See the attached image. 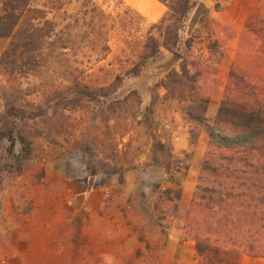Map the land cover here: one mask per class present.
<instances>
[{
	"label": "rangeland",
	"instance_id": "obj_1",
	"mask_svg": "<svg viewBox=\"0 0 264 264\" xmlns=\"http://www.w3.org/2000/svg\"><path fill=\"white\" fill-rule=\"evenodd\" d=\"M99 3L114 14L132 9L129 15L134 20L137 13L142 20L136 37L168 13L159 0ZM246 26L251 30L244 35ZM208 31L220 39L226 53L212 66L213 101L192 148L191 124L161 83L184 59L206 61ZM180 36L176 53L162 49L140 75L126 77L116 92L100 97L105 106L84 100L67 113L53 102L48 107L46 100L54 96L47 91L68 77L61 79L56 61L40 67L34 94L25 102L34 107L43 104V115L19 122V128L32 134L33 155L20 159L19 140L12 143L0 137V264H210L214 260L198 257L184 226L197 191L209 128L238 53L242 52L248 73L264 79V0H201ZM191 36L197 38L187 48ZM123 40L124 35H112V51L81 76L83 82L96 87L114 79L120 55H125ZM10 43V38L0 37V58ZM17 88L15 76L0 69V115L6 104L19 98ZM126 98L127 104L116 111L106 107ZM169 164L174 181L166 172ZM178 184L182 199L171 224L170 211L160 197ZM164 213L167 220L160 225L158 217ZM239 261L264 264V258L245 254Z\"/></svg>",
	"mask_w": 264,
	"mask_h": 264
},
{
	"label": "trees",
	"instance_id": "obj_2",
	"mask_svg": "<svg viewBox=\"0 0 264 264\" xmlns=\"http://www.w3.org/2000/svg\"><path fill=\"white\" fill-rule=\"evenodd\" d=\"M159 1L167 6V15L136 37L142 18L134 12V20L129 15L132 9L114 14L99 0H0V37L11 39L0 58V69L15 76L16 92L20 94L0 115V137L12 143L19 140L20 159L33 155L34 142L32 134L19 128V122L37 120L44 112L43 104L34 107L25 102L34 94L40 67L56 61L62 69L61 79L68 77L65 83L59 82L47 91L54 98L46 100L48 107L53 102L67 113L84 100L105 106L100 97L108 98L116 92L126 77L140 75L162 49L178 51L180 32L201 0ZM250 27L246 26L244 35ZM207 33L206 61L184 59L180 68L171 70L161 83L168 97L178 102L183 119L191 124L192 148L212 102V66L219 64L226 53L220 39ZM113 34L124 35L125 55L118 60V73L109 84L90 86L81 76L110 54ZM196 38L189 37L186 47L191 48ZM128 47L131 49L126 51ZM241 58L242 52L231 65L226 92L209 128L197 191L184 226L185 234L195 241L198 257L202 261L206 255L213 257L210 264H240L242 254L264 258V79L253 78ZM127 102V98L113 101L106 107L116 111L114 108ZM10 123L12 128L8 127ZM187 163L186 170L189 160ZM166 172L174 181L170 164ZM119 180L124 183L123 174ZM181 199L180 184L165 189L160 197L170 211L171 224ZM156 210L161 211L159 204ZM166 220V213L158 217L160 225Z\"/></svg>",
	"mask_w": 264,
	"mask_h": 264
},
{
	"label": "crops",
	"instance_id": "obj_3",
	"mask_svg": "<svg viewBox=\"0 0 264 264\" xmlns=\"http://www.w3.org/2000/svg\"><path fill=\"white\" fill-rule=\"evenodd\" d=\"M223 98V97H222ZM222 100V99H221ZM213 101V100H212ZM221 102V101H220ZM219 105H220V103H219ZM211 106V105H210ZM215 107V106H214ZM218 108H219V106H218ZM218 108H217V110H218ZM210 109V108H209ZM214 109H216V108H214ZM217 110H216V113L215 114H217ZM208 112H209V110H208ZM215 117H216V115H215ZM215 119V118H214ZM214 121V120H213ZM208 146V145H207ZM206 151V150H205ZM203 153H205V152H203ZM202 162H203V160H202ZM202 164V163H201Z\"/></svg>",
	"mask_w": 264,
	"mask_h": 264
}]
</instances>
